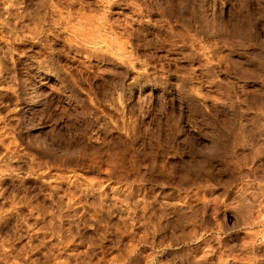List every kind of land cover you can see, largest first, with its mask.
<instances>
[{
	"label": "rangeland",
	"instance_id": "obj_1",
	"mask_svg": "<svg viewBox=\"0 0 264 264\" xmlns=\"http://www.w3.org/2000/svg\"><path fill=\"white\" fill-rule=\"evenodd\" d=\"M158 4L0 0V264H264V0Z\"/></svg>",
	"mask_w": 264,
	"mask_h": 264
},
{
	"label": "clouds",
	"instance_id": "obj_2",
	"mask_svg": "<svg viewBox=\"0 0 264 264\" xmlns=\"http://www.w3.org/2000/svg\"><path fill=\"white\" fill-rule=\"evenodd\" d=\"M144 7L150 8V5L158 4V0H143ZM264 31V28L261 29ZM247 38V33L243 30H237L236 33L234 34L233 41L228 45V46H239V47H246L247 45L244 44V40ZM262 67H264V63H262ZM261 80H264V76L259 77ZM156 132V135H153V139H157L158 136V131L153 130ZM134 138L132 136H126L124 139L120 140L117 145H113V151L118 153V155L121 157V159L118 161L117 165H114V167H118L119 165H126L130 169H135L136 168V151L132 148V144L134 143ZM159 147L164 148V147H169L168 145L160 144ZM192 147H195V143H193ZM151 171V168H150ZM157 175H165L169 176L170 174L167 172H157Z\"/></svg>",
	"mask_w": 264,
	"mask_h": 264
},
{
	"label": "bare ground",
	"instance_id": "obj_3",
	"mask_svg": "<svg viewBox=\"0 0 264 264\" xmlns=\"http://www.w3.org/2000/svg\"><path fill=\"white\" fill-rule=\"evenodd\" d=\"M8 1H9V0H8ZM10 2H11V1H10ZM14 4H15V3H14ZM25 6H26V5H25ZM25 6H24V7H25ZM9 7H10V6H9ZM15 7H16V6H15ZM7 8H8V7H7ZM25 8H26V7H25ZM14 9H15V8H14ZM17 9H18V8H17ZM19 9H20V8H19ZM13 11H14V10H13ZM10 12H11V11H10ZM21 12H22V11H21ZM18 13H19V12H18ZM13 14H15V12H14ZM13 14H12V15H13ZM22 14H23V12H22ZM22 14H21V16H22ZM9 15H10V17H11V14H9ZM15 15H16V14H15ZM18 15H19V14H18ZM29 16H30V14H29ZM18 17H19V16H18ZM14 18H15V17H14ZM22 18H24V17L22 16ZM22 18H21V20H22ZM32 18H33V16H32ZM18 20H19V19H18ZM21 20H20V21H21ZM28 20H29V19H28ZM32 20H33V19H32ZM10 21H11V20H10ZM10 21H9V22H10ZM7 22H8V21H7ZM22 22H24V21H22ZM13 23H15V22L13 21ZM20 23H21V22H20ZM27 23H28V22H27ZM7 24L10 25L11 23H7ZM9 25H8V26H9ZM13 25H14V24H13ZM21 25H22V24H21ZM23 25H24V24H23ZM23 25H22V26H23ZM26 25H27V24H26ZM28 25H29V24H28ZM18 26H19V25H18ZM20 27H21V26H20ZM24 27H25V25H24ZM26 27H27V26H26ZM21 29H22V28H21ZM30 32H31V31H30ZM2 145H3V144H2ZM2 145H1V147H2ZM6 147H7V146H6ZM8 149H9V148H8Z\"/></svg>",
	"mask_w": 264,
	"mask_h": 264
}]
</instances>
